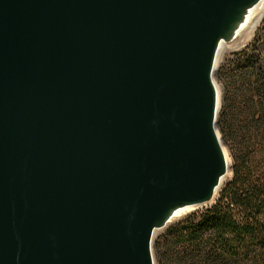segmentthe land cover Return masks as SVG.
I'll use <instances>...</instances> for the list:
<instances>
[{
  "label": "water",
  "instance_id": "95a60500",
  "mask_svg": "<svg viewBox=\"0 0 264 264\" xmlns=\"http://www.w3.org/2000/svg\"><path fill=\"white\" fill-rule=\"evenodd\" d=\"M261 0H0V264H156L231 169L223 43Z\"/></svg>",
  "mask_w": 264,
  "mask_h": 264
},
{
  "label": "trees",
  "instance_id": "16d2710c",
  "mask_svg": "<svg viewBox=\"0 0 264 264\" xmlns=\"http://www.w3.org/2000/svg\"><path fill=\"white\" fill-rule=\"evenodd\" d=\"M252 61L249 58L248 63ZM257 64L258 60L252 65ZM261 72L254 95L260 105L254 118L257 115L255 121L264 124ZM232 170L216 203L169 228L173 257L167 264H264V149L233 154Z\"/></svg>",
  "mask_w": 264,
  "mask_h": 264
},
{
  "label": "rangeland",
  "instance_id": "374dc122",
  "mask_svg": "<svg viewBox=\"0 0 264 264\" xmlns=\"http://www.w3.org/2000/svg\"><path fill=\"white\" fill-rule=\"evenodd\" d=\"M241 41L243 40L240 35L228 44H224L215 70V81L221 89L217 127L225 151L231 158V168L233 154L247 148L264 149V127L262 126L264 124L255 121L257 115L254 118L260 105L257 96H254L259 89L257 75L264 71V18L254 34L247 40ZM245 48L246 50L243 52ZM249 58L253 59L251 64L248 63ZM257 60L259 64L254 67L252 64ZM261 79L263 82L264 77ZM223 127L225 132L222 131ZM232 176L233 170L210 203L199 206L185 217L171 221L156 231L153 242L156 264H167L173 257L170 252V247L173 244L168 243L170 241L169 228L187 216L202 212L216 203L222 189L232 179Z\"/></svg>",
  "mask_w": 264,
  "mask_h": 264
},
{
  "label": "bare ground",
  "instance_id": "6f19581e",
  "mask_svg": "<svg viewBox=\"0 0 264 264\" xmlns=\"http://www.w3.org/2000/svg\"><path fill=\"white\" fill-rule=\"evenodd\" d=\"M263 18H264V0H261L257 5H255L252 9H250L249 13L247 14L245 22L241 25L240 29L237 32L236 38H238L241 35L243 41L247 40L249 37H251L254 34V32L256 31V29L258 28L260 23L262 22ZM243 41H241V42H243ZM224 44H228V43L222 44L217 62L220 59L219 57L223 51ZM216 85H217L219 93L221 94V89H220L219 85L217 83H216ZM225 153H226L227 158L230 162L231 158H230L229 154L227 153V151H225ZM230 175H231V171H229L223 177L222 183ZM198 207L199 206H188V207H184V208L179 209L175 213V215L173 216L172 221L179 220V219L185 217L187 214L196 210Z\"/></svg>",
  "mask_w": 264,
  "mask_h": 264
}]
</instances>
